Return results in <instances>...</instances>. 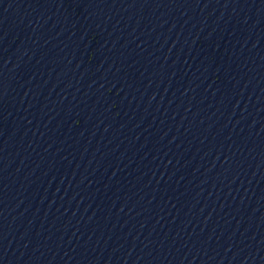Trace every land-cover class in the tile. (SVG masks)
Masks as SVG:
<instances>
[{"label":"water","instance_id":"obj_1","mask_svg":"<svg viewBox=\"0 0 264 264\" xmlns=\"http://www.w3.org/2000/svg\"><path fill=\"white\" fill-rule=\"evenodd\" d=\"M0 264H264V0H0Z\"/></svg>","mask_w":264,"mask_h":264}]
</instances>
